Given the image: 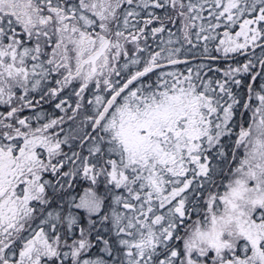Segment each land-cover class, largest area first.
Listing matches in <instances>:
<instances>
[{
    "label": "snow or ice",
    "instance_id": "obj_1",
    "mask_svg": "<svg viewBox=\"0 0 264 264\" xmlns=\"http://www.w3.org/2000/svg\"><path fill=\"white\" fill-rule=\"evenodd\" d=\"M0 264H264V0H0Z\"/></svg>",
    "mask_w": 264,
    "mask_h": 264
}]
</instances>
